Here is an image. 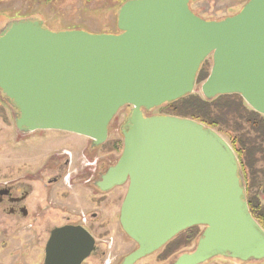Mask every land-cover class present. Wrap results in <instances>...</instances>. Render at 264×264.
Masks as SVG:
<instances>
[{"label":"water","instance_id":"1","mask_svg":"<svg viewBox=\"0 0 264 264\" xmlns=\"http://www.w3.org/2000/svg\"><path fill=\"white\" fill-rule=\"evenodd\" d=\"M192 0H126L117 33L50 31L35 19L0 28V93L16 109V129L59 130L107 139L116 112L130 106L122 150L96 185H126L119 224L136 243L121 264H135L193 227L195 247L173 264H201L214 256L264 259V229L249 211L240 165L212 127L176 115L145 116L192 94L206 100L238 94L264 116V0H247L220 20H205ZM96 250L82 225L50 231L42 264H81Z\"/></svg>","mask_w":264,"mask_h":264},{"label":"rangeland","instance_id":"2","mask_svg":"<svg viewBox=\"0 0 264 264\" xmlns=\"http://www.w3.org/2000/svg\"><path fill=\"white\" fill-rule=\"evenodd\" d=\"M246 1L192 0L189 7L202 19L220 20L237 13ZM123 2L124 0H0V28L12 20L31 18L39 21L43 28L54 32L80 29L89 33H117V11ZM204 67L209 72L211 57L206 59ZM200 83L196 84L193 93L203 97ZM168 111L169 106L163 104L153 108L145 116L164 115ZM127 112L128 110L124 107L116 112L109 123L106 141L95 150L104 157L105 161L110 160L114 163L121 153L123 145L121 128ZM16 116V109L0 93V183L33 176L53 155L65 156V153L71 155L69 158L72 165L67 169L63 180L51 187L53 193L57 191V199L54 201L74 211L83 209L85 212L84 207L87 205L89 219H91V212H98V216L91 219L92 224L87 223V227L93 234L96 245L105 252L101 261L98 262L93 258L85 260L82 264H104L106 261L111 264H121L122 259L136 248V243L128 238L118 221L119 207L126 185L105 191L101 198L103 201L93 206L92 201L96 200V197L92 199L93 190L90 187L79 183H73V186L69 187L65 180L66 175H73L89 167L86 164L90 159L82 152L83 148L87 147L89 138L59 130H35L22 133L15 127ZM218 133L230 143L228 135ZM257 166L262 167V164L258 163ZM75 181L77 179L73 180ZM33 185L35 190L37 184ZM258 200L264 207V196H260ZM51 213L59 214L55 211ZM53 219L60 221L57 216H53ZM28 224L16 226L13 222L0 221V264H40L42 262V247L39 239L36 238L37 235L32 233L37 230V223H34V228H29ZM195 229L200 233L203 227L197 226ZM182 235L186 237L187 232L176 235L169 247L164 245L135 264H173L179 255L192 251L196 244V240L185 241ZM43 240V237H40V241ZM201 264H264V259L241 261L214 256Z\"/></svg>","mask_w":264,"mask_h":264},{"label":"flooded vegetation","instance_id":"3","mask_svg":"<svg viewBox=\"0 0 264 264\" xmlns=\"http://www.w3.org/2000/svg\"><path fill=\"white\" fill-rule=\"evenodd\" d=\"M124 108L128 110L126 114L127 117L131 107L124 106ZM152 109H144L143 114L146 115ZM249 109L251 108L249 107ZM99 146L100 145L92 146L91 140L89 139L87 147H84L82 150L83 155L90 159L86 164L89 167L80 172H75L73 175L68 174L65 177L69 187L73 186V183H79L80 185L87 186L88 188L90 187L93 190V195L91 197L92 199L96 197V200L92 201L93 206L99 205L103 201L101 198L105 192L96 185V182L100 180L101 175L104 174L106 169L115 163H111L110 160L105 161L104 157L99 155L98 151H95ZM65 154V156L53 155L49 157L41 168L29 178L0 183V221L13 222L16 226L21 224V226H23L25 223H29V228H34V223H37V230H34L32 233L37 235V237H35L39 239L42 250L44 249V244L53 228L66 224H73L82 225L88 230L87 223L92 224L91 219H95L98 216V212H91V219H89L90 217L87 214L88 211H86L87 205L84 207L85 212H83V209H79L80 211L78 210V212L69 210V208L67 209L63 205L56 204L54 201L57 199V191L53 193L51 187L63 180V176H65L67 169L72 165V161L69 158L71 155L69 156L67 153ZM74 179H77V181L73 182ZM34 183L37 184L35 190ZM245 193L249 211H253V214H256L259 218V216H261L260 212L258 213V210L252 204L249 206L248 199L251 196H254L259 202L258 199L260 196H264V179L260 186L252 187V189L249 190L245 189ZM259 205L263 207L260 202ZM52 211L59 214H53L51 213ZM48 212L50 214H47ZM53 216H57L60 221L53 219ZM40 237H43L44 239L42 242L40 241ZM103 254H105V252L96 245V250L87 259L95 258L99 262L103 258ZM42 263L43 260L40 264ZM105 264L111 263L107 262Z\"/></svg>","mask_w":264,"mask_h":264},{"label":"trees","instance_id":"4","mask_svg":"<svg viewBox=\"0 0 264 264\" xmlns=\"http://www.w3.org/2000/svg\"><path fill=\"white\" fill-rule=\"evenodd\" d=\"M205 63L206 60L199 69L196 83L202 82L209 73L204 67ZM166 104L169 106V111L166 114L191 118L228 135L230 146L235 151L240 163L245 189L249 190L252 187L260 186L264 179V116L249 109L238 94L219 95L211 100H206L192 93ZM258 163H261L262 167H258ZM248 203L249 206L251 204L255 206L258 213L260 212L261 216L258 218L250 210L253 218L264 229L263 207L259 205L254 196L248 199ZM196 227H190L177 235L187 232L186 237L182 235L185 237V241H197L201 232L199 233L195 229ZM173 240L166 243L165 247H169Z\"/></svg>","mask_w":264,"mask_h":264},{"label":"built area","instance_id":"5","mask_svg":"<svg viewBox=\"0 0 264 264\" xmlns=\"http://www.w3.org/2000/svg\"><path fill=\"white\" fill-rule=\"evenodd\" d=\"M107 262H109V261H106L105 263H107ZM105 263H104V264H105Z\"/></svg>","mask_w":264,"mask_h":264}]
</instances>
